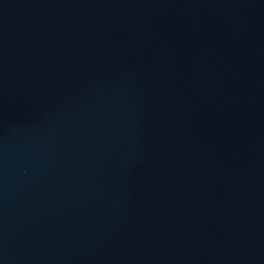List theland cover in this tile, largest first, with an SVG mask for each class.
<instances>
[{
  "label": "water",
  "instance_id": "95a60500",
  "mask_svg": "<svg viewBox=\"0 0 264 264\" xmlns=\"http://www.w3.org/2000/svg\"><path fill=\"white\" fill-rule=\"evenodd\" d=\"M0 264H264V0H0Z\"/></svg>",
  "mask_w": 264,
  "mask_h": 264
}]
</instances>
